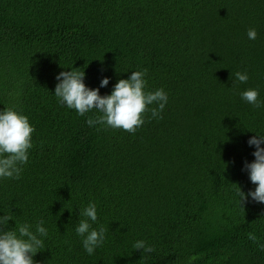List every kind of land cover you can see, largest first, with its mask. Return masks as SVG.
<instances>
[{
  "label": "trees",
  "instance_id": "trees-1",
  "mask_svg": "<svg viewBox=\"0 0 264 264\" xmlns=\"http://www.w3.org/2000/svg\"><path fill=\"white\" fill-rule=\"evenodd\" d=\"M72 67L101 95L147 69V89L168 94L163 118L134 135L90 127L94 111L54 94ZM247 89L264 105V0H0V110L34 128L20 178H0V216L44 221L38 264H264V203L236 194L255 189L247 141L264 135ZM90 202L107 229L92 255L76 233Z\"/></svg>",
  "mask_w": 264,
  "mask_h": 264
},
{
  "label": "clouds",
  "instance_id": "clouds-1",
  "mask_svg": "<svg viewBox=\"0 0 264 264\" xmlns=\"http://www.w3.org/2000/svg\"><path fill=\"white\" fill-rule=\"evenodd\" d=\"M249 39H256L257 32L249 28ZM147 69L132 71L126 78L119 79L110 94L101 95L98 88H89L84 83V70L72 67L70 70L61 71L56 79L54 94L62 104L69 109H74L79 115L85 116L94 111L96 115L88 116L86 123L91 126H104L112 129H122L135 134L148 119H162V112L168 102V94L162 89L154 91L147 89L145 79ZM236 80L246 83L249 79L247 73L236 72ZM109 79L104 77L100 87H105ZM242 98L256 108L262 105L259 92L256 89H247L241 93ZM33 126L28 117L14 107L0 110V178L19 179L23 165L28 163L29 150L33 147ZM250 146H255L252 153L254 160L245 162L244 168L248 171L254 190L247 194L237 185L236 194L243 207L248 198L255 202L264 203V135H255L248 139ZM84 217L76 227V233L82 237L85 251L92 255L97 247L105 241L107 229L103 226L97 228L93 224L97 221V207L90 202L80 212ZM13 220L11 213L0 216V264H38L33 257L45 249L44 240L48 231L40 220L33 226L27 222L17 223L15 229L8 227V222ZM254 242L257 237L254 233L248 234ZM264 248V245H261ZM133 249L142 250L143 253L155 251V247L144 240H137Z\"/></svg>",
  "mask_w": 264,
  "mask_h": 264
}]
</instances>
